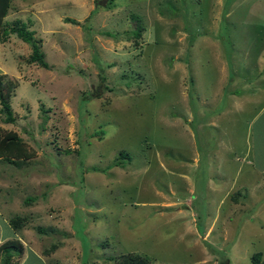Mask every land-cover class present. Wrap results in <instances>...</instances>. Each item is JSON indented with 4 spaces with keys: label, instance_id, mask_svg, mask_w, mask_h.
<instances>
[{
    "label": "rangeland",
    "instance_id": "374dc122",
    "mask_svg": "<svg viewBox=\"0 0 264 264\" xmlns=\"http://www.w3.org/2000/svg\"><path fill=\"white\" fill-rule=\"evenodd\" d=\"M109 1L12 0L1 213L58 264L263 262L264 0Z\"/></svg>",
    "mask_w": 264,
    "mask_h": 264
},
{
    "label": "trees",
    "instance_id": "16d2710c",
    "mask_svg": "<svg viewBox=\"0 0 264 264\" xmlns=\"http://www.w3.org/2000/svg\"><path fill=\"white\" fill-rule=\"evenodd\" d=\"M112 2L113 0H110L108 4L110 5L112 4ZM11 5H12V0H0V41H6L12 34L15 35L19 39H22L24 42H27L31 45L32 51L27 59V61L30 64L36 63L41 66L48 67L44 55L40 51L41 40L37 39L34 36V32L29 30L27 25L23 23L20 19H14L9 23L4 21L9 10L11 9ZM67 21L76 23V20L71 18H67ZM141 30L142 28L140 27L136 29V36H139ZM13 88H14V84L12 83V81L7 80L4 74H0V118H2L3 121L7 123L15 121V118L13 116V111L10 105V95ZM20 142H21L20 137H18L17 134H15L14 132L13 133L10 132L8 135H5L0 140V150L5 149L7 152L17 150L18 144ZM23 158L26 159L27 157L24 155ZM20 160L21 159H16L15 157L11 158L9 156H3L0 153V162L6 161L8 163L20 166L23 163ZM27 198L28 201H32V197H27ZM20 219L16 220V217L13 219L11 218L10 225L14 228V230H19L24 226H26L27 221L23 220L22 222H20ZM48 229L53 230L52 228L49 227ZM38 231L43 234L49 232L47 229H44L42 227H38ZM21 251H22V245L18 240L12 239L4 242L2 245H0V256H1L0 264H18L16 261L12 260V256L14 254H20ZM260 256H261L260 253H256L252 256V260L254 264H259L261 262ZM117 264H150V263L146 258L140 257L139 255L124 254L119 257ZM260 264H264V261L261 262Z\"/></svg>",
    "mask_w": 264,
    "mask_h": 264
},
{
    "label": "crops",
    "instance_id": "0c3cea01",
    "mask_svg": "<svg viewBox=\"0 0 264 264\" xmlns=\"http://www.w3.org/2000/svg\"><path fill=\"white\" fill-rule=\"evenodd\" d=\"M11 39H12V36H10L6 41H0V50H4L5 49L4 44L10 43ZM0 74H4L6 77L9 75L8 73H6V70L3 68L1 59H0ZM262 90H264V88H261V91ZM234 92H237L240 94L241 90L239 92L235 90ZM241 96L245 97L244 91L243 93H241L239 97ZM254 97L256 96L251 95L250 98H254ZM260 127H262V125H260ZM261 143L264 144V136L263 138L262 136H260L259 145ZM251 165H254V168L257 170L254 162H251ZM261 172H263L264 174V166ZM0 219H3L2 221L6 225V227H4L3 224L0 222V245L12 239L18 240L22 245L21 253L17 255L14 254L12 256L13 261H16L18 264H58V261L60 260H58L59 258H58V255L56 256V254L57 253L59 254L62 250V247L66 245V241H64L65 238L61 240V245H58L57 248L55 249L50 246L53 240H50L51 242L47 243L48 241L47 239L45 240L40 237L37 238L31 233L30 231L31 228H21L19 230H14V228L10 225L8 215L5 214V216H3L1 211H0Z\"/></svg>",
    "mask_w": 264,
    "mask_h": 264
}]
</instances>
